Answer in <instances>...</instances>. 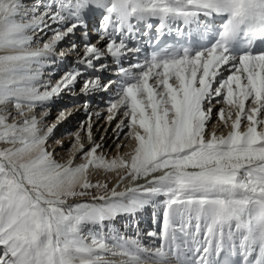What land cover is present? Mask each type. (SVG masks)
<instances>
[{
  "label": "snow or ice",
  "instance_id": "snow-or-ice-1",
  "mask_svg": "<svg viewBox=\"0 0 264 264\" xmlns=\"http://www.w3.org/2000/svg\"><path fill=\"white\" fill-rule=\"evenodd\" d=\"M78 29L83 54L53 82ZM81 80L85 96L115 89L107 120L130 153L98 154L90 123V148L77 133L66 162L49 151L50 105ZM219 104L226 135L208 131ZM0 145V264H264V0H0ZM148 206L153 246L134 221Z\"/></svg>",
  "mask_w": 264,
  "mask_h": 264
},
{
  "label": "bare ground",
  "instance_id": "bare-ground-1",
  "mask_svg": "<svg viewBox=\"0 0 264 264\" xmlns=\"http://www.w3.org/2000/svg\"><path fill=\"white\" fill-rule=\"evenodd\" d=\"M28 3L33 2V0H27ZM80 30H77V32ZM78 34V33H76ZM69 36L66 38L58 47L59 50H65L67 51L71 43L74 41L77 43L78 47L76 51L68 52V55L62 62H58L57 67L59 70L55 73V75H52L49 77L53 82H55L57 79L60 78V76L65 72L68 71L71 67L75 66V61L77 60L78 56L83 54V46L82 44L78 43L79 37L76 36ZM50 35V34H49ZM103 47V45H101ZM62 66V69H60ZM51 71V70H49ZM109 72V71H108ZM92 74L89 73L88 76H85L82 79H87ZM78 87V89H77ZM82 87V80L81 82L77 83L74 88H72L69 92H65L61 94L58 98H56L54 104L50 105L51 111L48 115L45 123L51 125L56 124V127L52 134L50 135L47 142L52 140V143L48 146L49 151L53 152V155L55 158L61 162L64 163L67 161V159L71 156L73 148L72 145L76 142V135L77 133L80 136L81 141L85 144V149L91 147V144H89L87 140V127L90 123L91 128V135L92 140L96 144H101L102 147L98 149V154L103 153L107 159H112L118 156H125L126 154L130 153L132 148L134 147V141L129 140L127 137L124 136L123 133H120V139L117 140L116 136L114 135L113 129L115 128L116 121L111 122L109 124L107 120V116L109 115L107 109L109 107V97L107 100L106 98H102L100 95H95L98 101H101L97 103V100H93V104L89 106L87 104L88 99L81 98L76 99L75 96L77 95V92H79V89ZM115 89L110 90V92L113 94ZM97 92L93 93L96 94ZM99 94V93H98ZM87 104V107L85 105ZM221 107H225L227 110V106L223 104L216 105L213 111V118L211 122L208 125V131H216L217 135H226L228 131H230L229 127L223 126V124L219 121L217 112ZM61 111L65 114V119L58 122L57 118L60 115ZM99 114V115H97ZM89 116H91V119L89 120ZM77 126V127H76ZM243 130V127H242ZM127 129H125V132ZM103 137V139H101ZM126 145L125 147L118 148L117 145ZM4 145H0V147H3ZM82 162L80 157L77 156L75 159V163ZM121 175L123 172L121 171ZM159 174V173H157ZM89 179L95 183L96 181H106L108 184V189L111 190L114 185L117 184V181L119 179L117 173L115 171L109 172L105 174L103 171H96L92 170L89 175ZM147 179H151V177H148ZM147 181L145 178H141L138 181H131L130 179L124 180L119 187L116 188V191H123L127 187H131L133 183H139V184H145ZM97 192V191H96ZM92 192H90L91 195ZM90 197V196H88ZM86 197H77L74 199V201H79L81 199H88ZM145 209V208H144ZM144 209L140 210L135 217L136 221L138 223V228L141 233V236L143 237V243L146 246H153L154 244L158 245V241H154L153 238H148L147 233L154 231L153 228H146V226L142 223L143 218L141 217L139 219V213L145 211ZM153 207V212H154ZM145 219V218H144ZM158 219V218H157ZM129 220V221H128ZM148 222L151 221L148 217L146 218ZM118 222V218L115 221V225L117 228H119L121 231H127L129 235L133 234L135 229L133 228H125L120 227L116 224ZM132 223V220L130 217H126L125 219V226ZM121 226H124L121 224ZM146 228V230L142 228ZM174 264V262H173Z\"/></svg>",
  "mask_w": 264,
  "mask_h": 264
},
{
  "label": "rangeland",
  "instance_id": "rangeland-1",
  "mask_svg": "<svg viewBox=\"0 0 264 264\" xmlns=\"http://www.w3.org/2000/svg\"><path fill=\"white\" fill-rule=\"evenodd\" d=\"M77 127V126H76ZM52 143V140H50L49 142H47V147ZM97 190L96 189H91L90 192L91 195L90 196H95L98 194V192H96ZM88 197V196H87ZM89 200H90V197H88ZM85 201H88V199L84 198V199H81V200H77V201H74V200H70L69 203H77V202H85Z\"/></svg>",
  "mask_w": 264,
  "mask_h": 264
}]
</instances>
